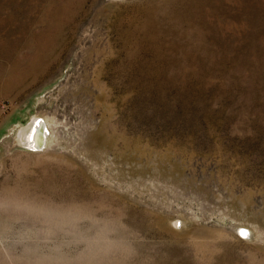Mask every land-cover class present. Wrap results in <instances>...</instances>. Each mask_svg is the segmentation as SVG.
Masks as SVG:
<instances>
[{
    "label": "rangeland",
    "instance_id": "1",
    "mask_svg": "<svg viewBox=\"0 0 264 264\" xmlns=\"http://www.w3.org/2000/svg\"><path fill=\"white\" fill-rule=\"evenodd\" d=\"M0 264H264V0H0Z\"/></svg>",
    "mask_w": 264,
    "mask_h": 264
},
{
    "label": "bare ground",
    "instance_id": "2",
    "mask_svg": "<svg viewBox=\"0 0 264 264\" xmlns=\"http://www.w3.org/2000/svg\"><path fill=\"white\" fill-rule=\"evenodd\" d=\"M48 124V121L45 120L42 116L34 117L27 126L21 129L20 133L18 134L17 141L21 145L30 149L35 148L38 150L41 148H46L50 144L53 135L48 127ZM179 223L181 224V222ZM176 225L177 222L175 223V226ZM248 232L250 234V237H252V232ZM248 232L243 231L242 233H245L247 235Z\"/></svg>",
    "mask_w": 264,
    "mask_h": 264
},
{
    "label": "snow or ice",
    "instance_id": "3",
    "mask_svg": "<svg viewBox=\"0 0 264 264\" xmlns=\"http://www.w3.org/2000/svg\"><path fill=\"white\" fill-rule=\"evenodd\" d=\"M241 235H246L245 233H241Z\"/></svg>",
    "mask_w": 264,
    "mask_h": 264
}]
</instances>
